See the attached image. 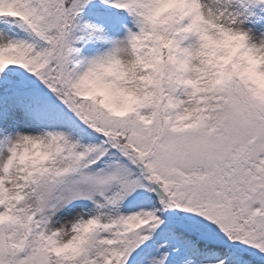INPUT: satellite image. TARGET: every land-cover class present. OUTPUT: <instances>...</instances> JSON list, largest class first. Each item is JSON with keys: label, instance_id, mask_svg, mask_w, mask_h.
Returning a JSON list of instances; mask_svg holds the SVG:
<instances>
[{"label": "snow or ice", "instance_id": "snow-or-ice-1", "mask_svg": "<svg viewBox=\"0 0 264 264\" xmlns=\"http://www.w3.org/2000/svg\"><path fill=\"white\" fill-rule=\"evenodd\" d=\"M0 264H264V0H0Z\"/></svg>", "mask_w": 264, "mask_h": 264}]
</instances>
